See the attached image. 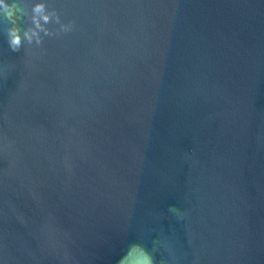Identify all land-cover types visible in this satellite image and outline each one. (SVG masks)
<instances>
[{"label": "water", "instance_id": "water-1", "mask_svg": "<svg viewBox=\"0 0 264 264\" xmlns=\"http://www.w3.org/2000/svg\"><path fill=\"white\" fill-rule=\"evenodd\" d=\"M44 3L0 23V264H264V0Z\"/></svg>", "mask_w": 264, "mask_h": 264}, {"label": "clouds", "instance_id": "clouds-1", "mask_svg": "<svg viewBox=\"0 0 264 264\" xmlns=\"http://www.w3.org/2000/svg\"><path fill=\"white\" fill-rule=\"evenodd\" d=\"M25 0H0V23L6 22L7 43L12 51H19L25 44L39 46L43 36L50 34L46 25L53 19L54 13L46 10L44 0H32L31 8L24 7ZM60 30H68L71 25L60 23L55 16ZM26 21L21 29L20 22ZM141 264H153V257L143 249L139 250Z\"/></svg>", "mask_w": 264, "mask_h": 264}]
</instances>
